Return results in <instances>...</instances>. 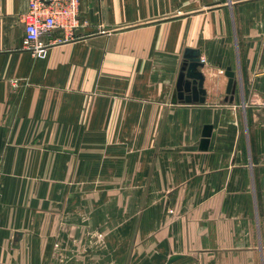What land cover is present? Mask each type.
Returning <instances> with one entry per match:
<instances>
[{"label": "crops", "instance_id": "crops-1", "mask_svg": "<svg viewBox=\"0 0 264 264\" xmlns=\"http://www.w3.org/2000/svg\"><path fill=\"white\" fill-rule=\"evenodd\" d=\"M27 7L0 0V264H264V0H80L44 58Z\"/></svg>", "mask_w": 264, "mask_h": 264}, {"label": "built area", "instance_id": "built-area-1", "mask_svg": "<svg viewBox=\"0 0 264 264\" xmlns=\"http://www.w3.org/2000/svg\"><path fill=\"white\" fill-rule=\"evenodd\" d=\"M27 3V11L22 15V45L35 58H44L49 44L42 42L41 36L57 29L71 32L80 20V0H27Z\"/></svg>", "mask_w": 264, "mask_h": 264}, {"label": "water", "instance_id": "water-1", "mask_svg": "<svg viewBox=\"0 0 264 264\" xmlns=\"http://www.w3.org/2000/svg\"><path fill=\"white\" fill-rule=\"evenodd\" d=\"M185 60L182 62L176 86L175 95L179 98H184L187 101L190 100H204L205 90L203 89V74L198 67L202 66L198 52L193 49L185 50ZM226 75L228 76L227 92H233L234 89V73L227 68ZM210 126L206 125L203 131L202 144L206 145L208 137L210 135ZM177 256H171L169 262Z\"/></svg>", "mask_w": 264, "mask_h": 264}, {"label": "rangeland", "instance_id": "rangeland-1", "mask_svg": "<svg viewBox=\"0 0 264 264\" xmlns=\"http://www.w3.org/2000/svg\"><path fill=\"white\" fill-rule=\"evenodd\" d=\"M79 19L80 20H78V25L71 32L70 31H68L67 33L63 32L64 33V36L63 37H64L65 40H68V39L72 38L73 37L74 30L77 29L78 27H80L82 25L81 20H83V18L81 16V13L79 14ZM71 108H73L72 105H67V109H71ZM65 139L69 142L72 139V137L67 136ZM83 144H88V142H84Z\"/></svg>", "mask_w": 264, "mask_h": 264}]
</instances>
